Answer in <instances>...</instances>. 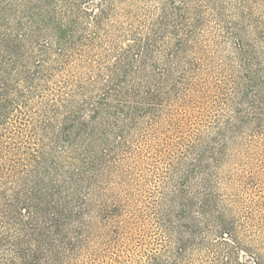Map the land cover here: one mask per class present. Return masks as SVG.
I'll return each mask as SVG.
<instances>
[{"label": "trees", "instance_id": "trees-1", "mask_svg": "<svg viewBox=\"0 0 264 264\" xmlns=\"http://www.w3.org/2000/svg\"><path fill=\"white\" fill-rule=\"evenodd\" d=\"M0 264H264V0H0Z\"/></svg>", "mask_w": 264, "mask_h": 264}]
</instances>
